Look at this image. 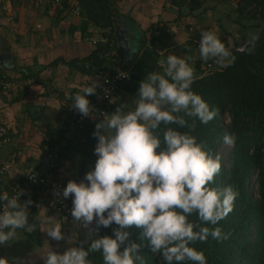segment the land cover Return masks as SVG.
<instances>
[{
  "label": "clouds",
  "instance_id": "clouds-1",
  "mask_svg": "<svg viewBox=\"0 0 264 264\" xmlns=\"http://www.w3.org/2000/svg\"><path fill=\"white\" fill-rule=\"evenodd\" d=\"M198 52L201 61L221 68L232 66L235 59L214 31L201 32ZM157 65L162 71L149 72L139 82L131 109L117 106L111 114H99L102 119L92 133L96 141L92 168L79 182L69 180L62 192L54 191L71 199V221L95 223L90 243L60 253L46 242L38 253L43 264H91L92 253H99L102 264H144L140 253L144 246L163 264H207L204 253L192 245L229 238L218 225L234 210L239 192L231 185L214 186L220 157L192 134L196 121L206 125L217 111L192 90L195 76L189 58L169 53ZM98 86L90 82L68 97L71 109L96 119L87 97L95 95ZM235 139L225 133L222 142L231 147ZM21 195L0 190V247L18 230H34L27 211L32 201L21 202ZM193 215L198 223L189 219ZM100 228H111V236H101ZM132 228L139 230V243L131 239ZM41 232L55 241L65 239L54 217L47 218ZM73 242L72 236L66 240L68 245ZM0 264H6L4 258Z\"/></svg>",
  "mask_w": 264,
  "mask_h": 264
},
{
  "label": "trees",
  "instance_id": "trees-1",
  "mask_svg": "<svg viewBox=\"0 0 264 264\" xmlns=\"http://www.w3.org/2000/svg\"><path fill=\"white\" fill-rule=\"evenodd\" d=\"M119 1L122 0H63V9H58L56 12V22L66 17L62 18V15L71 14L73 9L78 8L81 17L78 29L82 38L94 36L89 31L92 26L100 31V37L106 42L94 45L95 51L86 58H77L68 62L61 59L53 62L51 66L62 63L71 71L76 70L84 77H95L103 68L108 67L111 63L107 60V52L110 50L120 52L114 26L118 16L116 7ZM227 1L223 0V2ZM234 2L236 7L233 11L237 14L234 24L240 28L242 38L240 40L233 38L234 43L231 48L225 37L219 38L231 50L235 58L232 66L209 76H195L192 90L199 94L211 108L216 109L217 114L214 120L206 125L196 121V128L192 134L198 141L205 143L206 150L213 156L220 157L221 171L215 177L214 186L223 188L231 185L239 192V196L235 201L234 210L218 225L224 233L229 234V238L219 243L211 239L205 243L196 242L192 247L204 253L207 264H264V0H234ZM174 3L180 8L187 5L189 12L193 13L202 7L204 1L175 0ZM215 10L216 8L210 7L206 9V11ZM243 20L253 21L254 24L244 25L241 22ZM200 34L197 31L193 32L191 38L200 39ZM145 42L143 46L147 47ZM154 44L155 42H152L148 47H153ZM244 45H247L244 51L239 52L238 49ZM189 50L187 58L190 60L194 48L190 47ZM165 54L167 55L166 52ZM120 67L122 70L129 68L126 61L120 63ZM0 69L10 80H37L41 73V71L34 72L32 68H24V70L22 68L18 72L19 75L14 77L10 76L1 65ZM156 71H162V69L158 68ZM128 83L126 82L127 85H131ZM77 93L80 92L75 91L71 96ZM97 93L98 87L96 94L88 96L87 99H94ZM4 95L10 96L0 93L1 97ZM118 95H115V98ZM67 103V112L61 114L57 121L59 127L68 119L73 121L80 115L71 109V101L67 100ZM226 118L229 122H226ZM63 120H65L64 123ZM59 127L55 130V135L50 136L45 142L47 147H52L56 136H61ZM94 127L95 125L88 124L79 142L70 143L62 151V157L71 163L70 169L67 170L66 183L69 180L79 182L86 171L94 165L96 159L93 155L96 143L92 135ZM225 133L236 137L234 145L227 153L229 167L226 166L225 159L220 153L224 144L222 137ZM6 137L8 138L7 135ZM10 142L9 139L7 144ZM6 161L11 162V160ZM5 176L0 175V190L7 191L10 195L12 193L10 183L2 182ZM189 219L198 223L195 215ZM128 230L132 233L131 239L139 243L140 241L137 240L139 230L135 228ZM99 234L111 236V228H100ZM31 240L36 242L37 238L31 237ZM79 242L80 237L76 247L79 246ZM140 253L144 264H163L161 258L151 253L147 246L142 247ZM89 260L91 264H102L99 253L90 254Z\"/></svg>",
  "mask_w": 264,
  "mask_h": 264
},
{
  "label": "crops",
  "instance_id": "crops-1",
  "mask_svg": "<svg viewBox=\"0 0 264 264\" xmlns=\"http://www.w3.org/2000/svg\"><path fill=\"white\" fill-rule=\"evenodd\" d=\"M203 1L199 10L204 9L193 13L187 10V5L180 8L175 1L171 4L169 0H122L117 3L118 16L114 26L115 35L119 36L120 41L116 42L118 49L121 48L120 45L123 47V52L121 49L119 54L129 67L126 69L129 72L126 82L131 85L125 83L119 95L113 99L109 114L113 113L117 106L132 105L131 101L136 98L139 82L149 72L160 68L157 60L166 57L165 52L168 54L173 50L179 57H188V50L192 47L189 43L191 35L185 30H177L176 26H180L178 23H185L187 28L197 27L200 33L208 31L204 23L213 18L215 11H206V0ZM5 2L9 9L7 12L0 11V65L14 77L19 75L18 72L22 68H32L34 72L41 71L40 78L15 97L10 94L0 96V123L5 125L7 136L11 140L9 144L0 147V160H11L12 163L2 182L11 184L20 181L23 178V170L28 165L39 163L44 152L49 149L45 142L55 135L54 132L59 127V116L67 112L68 97L75 91L81 92L90 82L99 83L97 76L84 77L62 63L54 67L51 66L52 63L61 59L68 62L90 56L95 51L91 40L100 37V31L90 26L89 31L94 36L83 39L78 29L80 17L64 14L61 16H66L62 19L64 23H48V19L57 12L50 9L48 3L43 4L41 12H37L35 3L22 5V2L17 3L16 0ZM29 4H32L31 7H28ZM27 17H34L31 23H24ZM158 24L171 28L173 33L163 36L160 44L159 40L153 47L143 46L144 41L147 43L149 40L150 31ZM193 56L195 52L191 57ZM71 122L73 121L68 119L59 127L60 134ZM61 138L62 135L56 136L54 143ZM27 211L28 223L34 225V230L30 233L18 230L12 240L0 247V258H4L6 264H16L11 258L14 259L15 253L25 252L20 248L26 244V238L30 241L31 237L37 238L36 242L32 241L31 247L26 245L30 250L22 258L27 259L26 264H43L38 253L42 248H46V242L50 248L60 253L69 246L76 247L80 237V225L73 221L69 224L63 223L51 207L35 206ZM48 217L56 218L62 225L64 240L55 241L41 232V229L47 226ZM69 236L74 240L71 245L66 243Z\"/></svg>",
  "mask_w": 264,
  "mask_h": 264
},
{
  "label": "built area",
  "instance_id": "built-area-1",
  "mask_svg": "<svg viewBox=\"0 0 264 264\" xmlns=\"http://www.w3.org/2000/svg\"><path fill=\"white\" fill-rule=\"evenodd\" d=\"M45 1L52 10L63 9L62 0ZM174 1L169 0L171 4ZM8 9L5 0H0V11L7 12ZM71 14L80 17V10L75 8L71 11ZM176 29L181 30V27L176 26ZM172 33L173 30L165 27L163 24L155 25L150 31L149 40L146 39L147 45L151 46L152 42L156 44L163 36H169ZM199 40L190 39L195 56L189 60V63L194 68V76H209L223 71L225 68L218 67L212 61H201L198 52ZM91 41L95 46L106 42L102 37L93 38ZM170 53L173 54V50ZM106 57L111 64L108 65L109 68H103L97 75L99 79L98 93L94 99H88L95 111L93 116L97 118L90 119L79 115L73 122L63 128L61 132L62 138L44 152L39 163L28 165L23 170V180L10 184L12 193L9 196L16 195L20 191L23 193L20 197L21 202L28 199L32 201V204L28 208L35 206L51 207L60 216L63 223H68L72 218L70 216L71 199L65 200L62 196L54 195V191L62 192L66 186L67 170L71 167L70 161L62 157V151L70 143H78L86 126L88 124L95 125L99 119H102V116L99 115L100 113L109 114L115 95L120 93L129 77L128 70H122L120 67V63L125 62V59L118 52L110 50L107 52ZM35 81L36 79L10 80L4 76L0 69V93L10 94L15 97L20 91L25 90V88L35 83ZM6 135V127L0 123V146L9 142ZM11 165L10 161L0 160V175H7Z\"/></svg>",
  "mask_w": 264,
  "mask_h": 264
},
{
  "label": "rangeland",
  "instance_id": "rangeland-1",
  "mask_svg": "<svg viewBox=\"0 0 264 264\" xmlns=\"http://www.w3.org/2000/svg\"><path fill=\"white\" fill-rule=\"evenodd\" d=\"M16 2L17 3L22 2V5L27 4V3H35L34 7H35V9H38L37 12H41L40 8H42V6L44 7L43 4H46L45 0H16ZM29 5L30 6H28V7H31L32 4H29ZM204 6H206L207 8L208 7L216 8V10L214 12V15H213V18H211L208 23H204V25L206 27H208L207 28L208 31H214L218 35L219 38L225 37V39L228 40V46L230 48L233 47V43H234V39L233 38H235L236 40H240L242 38V33H241L240 28L234 24V20L237 17V14L234 13V11H233V9H235V7H236V4H235L234 0H228L227 2H223V0H206ZM203 9H201V10H203ZM201 10H199V12ZM199 12H197V15H198ZM185 13L187 14V12H185ZM208 14H206V15H208ZM56 17H57V15H54L53 17H50L48 19V21H49L48 23H64L62 20L56 22ZM32 18H34V17H27L26 19H24V23H31V21H32L31 19ZM216 19H218V21H216ZM38 20H39V18H38ZM80 21H81V19H80ZM241 22L244 25H253L254 24L253 21H248V20H243ZM178 25H180L178 27H181V30H179V31H183L184 32V30H185V31H187L188 35H191L193 32H196V31L199 32L198 28L195 27V26H194L195 28H193V27L187 28L188 25L185 24V23H178ZM131 103H132V101H131ZM125 106H127V107H125ZM133 106L134 105L132 103L131 106H129L128 104H125L124 105L125 108L123 106L122 107L125 110H128V109H131ZM226 122H229L228 118H226ZM231 148H232V146L229 147V146L223 144L222 145V149L220 151L221 156L225 159L227 167H229L227 153H228L229 150H231ZM90 169L91 168H89L87 171H89ZM72 176H73V174H72ZM69 178H71V177H69ZM67 224H69V223H67ZM26 239H27L26 244L22 245L21 248H20V249H24L25 252L16 251L18 253H15L13 255L14 259L11 258V260L15 261L16 264H22V263L26 264V262H27L26 261L27 259H22V258L25 256L26 252L30 251L26 245L31 247L33 242L28 240V238H26Z\"/></svg>",
  "mask_w": 264,
  "mask_h": 264
},
{
  "label": "water",
  "instance_id": "water-1",
  "mask_svg": "<svg viewBox=\"0 0 264 264\" xmlns=\"http://www.w3.org/2000/svg\"><path fill=\"white\" fill-rule=\"evenodd\" d=\"M117 40L120 41L119 36L116 34ZM120 50L123 52V47L120 45ZM247 45H244L242 48L238 49L239 52L244 51ZM95 228V223L93 222L92 225H80V242L79 246L84 247L90 242V234L92 229Z\"/></svg>",
  "mask_w": 264,
  "mask_h": 264
}]
</instances>
